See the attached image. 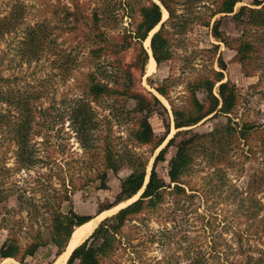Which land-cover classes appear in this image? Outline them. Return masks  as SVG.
Listing matches in <instances>:
<instances>
[{
	"label": "rangeland",
	"instance_id": "374dc122",
	"mask_svg": "<svg viewBox=\"0 0 264 264\" xmlns=\"http://www.w3.org/2000/svg\"><path fill=\"white\" fill-rule=\"evenodd\" d=\"M57 1L0 0V18L8 14L11 8L18 3L24 5L27 15L26 20L23 21L25 23L20 25L19 29L4 35L0 41V71L4 77L13 79L16 77L15 83L12 84L14 88L20 87V90H25V88H29L30 84H33L35 88L44 92L40 101L43 107L52 106V115L65 110L70 99L77 92V79L75 77L66 78L64 71L68 63H66V56L63 57V55L71 49L70 40L66 39V35H60L57 49L56 46L49 47L40 60L25 61L21 58V50L20 59L16 53L19 40L21 42L25 37L27 24L49 18L52 15L51 12L43 14L45 2L56 3ZM61 1L67 3L70 0ZM80 1L85 3L89 10L99 7L103 12H106L103 24L106 28H112L113 31L120 34H123L126 29H133L140 20L137 11L140 0H133V7H129L128 12L121 6L125 0ZM180 2L177 14L186 15L185 27L175 30L170 25L166 26L171 42V59L163 62L160 66H157L156 62V68L151 73H148V67H146L147 74L145 76H140L139 71L133 69L136 86L142 92L151 91L156 94L169 110L165 119L157 112L152 113L150 117V122L158 137L163 136L170 128V134L163 145L155 150L150 144L141 145L133 141L132 130L137 127V120L142 117L141 113L132 111L135 107L134 100L120 99L117 104L112 105V102H109L110 99L104 98L93 104L98 117L104 119L103 124L100 122L99 132L104 128V134L107 133L108 139L117 145L121 155L125 158L118 173L109 171L107 189L98 188L99 181H94L86 188L74 191L72 195L74 210L80 214L91 215L93 219L99 217L98 225L102 220L116 214L125 205L141 196V193H138L139 195L135 196L137 198L134 197V200L121 203L98 214L101 207L116 201L120 192L121 180L133 170L131 164L127 162L130 155L138 154L147 160V173L148 177L150 176L157 154L178 131L174 125L171 102L179 108L189 106L190 84L205 75H212L213 70L220 71V58H223L227 66L224 71V81L230 80L238 87L240 93L239 102L231 117L238 122H264V80L261 81V78H264V38L261 36L264 28H257L253 25L246 28L231 16L224 17L222 20L221 29L228 35L230 42L234 41L233 45L237 46L238 42L235 40L241 39L243 36L245 39H252L257 45L255 60L249 63L248 67L252 69V74L248 75L235 48L217 40L212 36L210 28L201 25V16L209 14V8L215 0ZM252 2L253 0L238 2L235 11H238L243 5L255 7ZM165 11L167 12L163 7L164 21L169 17L168 12L167 17H164ZM222 15L224 14H218L215 18H220ZM245 16L247 17V14ZM214 21L215 19H212V23ZM160 27L158 25L150 33L149 40ZM51 32H53L52 36L57 34L59 36L60 29L51 28ZM147 40L144 45L150 54V62L153 55H151L150 45L148 48ZM213 45H217L218 48H213ZM76 48L80 57L86 56L87 50L84 47ZM134 54L135 49L125 51L122 54L123 62L125 64L131 62ZM72 67L75 68L74 73L77 77L81 75L82 71H87L90 68L87 65H81L78 68ZM104 70V68L101 69V71ZM158 86L167 87L169 99L156 90ZM13 94L16 97L17 93ZM198 96L201 101H206L204 90H199ZM22 97L27 98V95L20 94V100ZM64 99L65 104L63 103ZM2 112L4 111L2 110ZM227 121V116L222 114L213 118L209 116L191 128L194 132L204 133L213 130L216 126L226 124ZM69 124L70 121L66 120L65 131L69 134L61 131L62 124H58L52 135L55 136L53 140H56L57 137L64 143H70V152L69 146L58 150L60 156L63 157H68L69 153L74 154L75 158L69 165L76 176V182L80 183L96 173L100 167L96 160L99 157L95 154L94 161H91L92 167L96 169L92 168L88 162L85 163L88 158L83 153L84 149L75 134L70 130ZM183 136H179L178 140ZM37 138L38 140L43 139L41 136ZM250 141L251 149L243 144L240 147L230 148L227 146L226 152L216 144L215 149H208L205 146L198 148L193 165L185 175L187 183L184 188L192 196H179L171 191H163L160 193L162 201L156 208L144 210L134 221L128 223L125 229L128 230L127 234L130 235L131 242L136 245V248L129 247L126 251L120 249V264H186L189 254L202 253L211 257L213 254L210 246L214 242L222 245L220 248L224 250L228 249V244H232L235 254H233L234 263L231 261L218 262L212 259V264H262L256 262L255 259L261 254L264 256V209L255 213V210H259L255 204L260 201L264 206V154L257 135ZM16 149L12 127L6 126L0 119V247L11 234L20 236L24 243L33 240L39 230L43 233L46 232V227L50 222L48 216L45 220L40 218L39 221L35 217L28 216V211L33 206L32 202H40L42 195L33 190L36 171L31 173L33 176L31 178L18 168ZM232 149L234 150L232 151ZM176 150L175 146L170 147L166 161L160 162L157 167L159 175L167 182L170 181L168 177L169 161L175 155ZM44 171L47 174L50 173L49 168H45ZM26 177H28L29 183L25 180ZM52 178L53 186L61 188V180L56 175ZM20 186L27 189L22 195L23 204L18 200ZM69 207L70 204L64 202L62 209L64 212H68ZM241 237L242 242L240 243L238 240ZM127 241L125 240V242ZM240 245H243V248H239ZM64 251L61 255H56L57 247L54 244L43 246L34 256L27 257L26 264H55L67 250ZM245 252H253V259H250ZM7 262L20 264L11 258L6 260L0 258V264Z\"/></svg>",
	"mask_w": 264,
	"mask_h": 264
},
{
	"label": "trees",
	"instance_id": "16d2710c",
	"mask_svg": "<svg viewBox=\"0 0 264 264\" xmlns=\"http://www.w3.org/2000/svg\"><path fill=\"white\" fill-rule=\"evenodd\" d=\"M159 1L160 4L155 0H140L137 8L140 20L133 29L125 28L123 34L105 27L103 19L106 12H103L101 8L96 7L89 10V7L80 0H70L67 3L61 0L56 3L45 2L43 14L51 12L52 15L49 18L36 20L33 24H27L25 27V37L21 42L19 40L16 53L20 59L21 50V58L25 61L42 59L49 47L56 46L57 49L60 35L67 36L66 39L70 40L71 49L63 55V57L66 56V63H68L64 71L66 78L75 77L77 79V92L70 99L65 110L52 115V106L43 107L40 101L44 92L35 88L33 84H30L29 88H25V90H20V87L14 88L12 84L15 83L16 77L14 79L4 77L0 71V119L6 126L10 125L14 132L18 168L31 178H33L31 173L36 171L33 190L42 195L40 202H32L33 206L30 207L28 216L35 217L37 221L40 218L45 220L48 216L50 221L45 233L39 230L35 234V238L26 243L21 240L20 236L12 234L8 236L0 247L1 259L11 258L20 264H26L27 257L34 256L41 247L49 244H54L57 247L56 255H61L75 229L93 219L91 215L80 214L74 210L72 205L74 191L82 190L94 181H99L98 188L107 189L109 171L118 173L125 159L117 145L108 139L107 133L104 134V128L99 132L100 122L103 124L104 119L98 117L93 104L104 98L110 99L109 102H112V105L117 104L120 99L134 100L135 107L132 111L141 113L142 117L137 120L138 125L132 130L133 141L141 145L150 144L155 150L166 141L170 134V128L163 136L158 137L150 122V117L152 113L157 112L165 119L169 110L156 94L151 91L142 92L136 86V76L133 72V69H136L140 76L147 74L146 67L150 54L144 42L162 22L163 7L167 10L169 17L152 35L150 44L157 66L170 60L172 56L169 31L166 26L170 25L175 30L185 27L186 15H178L177 8L181 4L180 1L186 3L187 0ZM240 1L243 0H215L209 8V14L201 16V25L210 28L212 36L217 40L235 48L240 55L246 73L250 75L252 69L248 67L249 63L255 60L257 45L252 39H245L244 36L235 40L238 42L237 46L233 45L234 41H229L228 35L221 29V25L224 17L231 16L246 28L249 25L250 27L253 25L257 28H264V0H253L252 5L255 7L243 5L238 11H235L237 3ZM133 3V0H125L121 6L128 12L129 7H133ZM218 14L224 15L215 18ZM26 18L24 5L15 4L8 14L0 18V41L4 35L19 29L20 25L25 23L23 21ZM212 19H215L213 23ZM56 27L60 29L59 36L58 34L52 36L51 28ZM261 36L264 38V32ZM213 46L215 49L218 48L217 45ZM76 47H84L87 50L86 56L80 57ZM130 49H135V54L132 61L125 64L122 54ZM55 54L57 53L55 52ZM219 60L220 71L213 70L212 75H205L190 84L189 106L179 108L174 106L170 100L174 125L178 131L157 154L149 178L147 160L138 154L130 155L127 162L131 164L133 170L121 180L120 192L116 201L101 207L98 214L132 200L145 187L141 196L116 214L102 220L92 234L73 250L67 264H120V249L126 251L129 247L136 248V245L131 242L130 235L127 234L128 230L125 229L128 223L134 221L144 210L156 208L162 201L160 193L163 191H171L179 196H192L184 188L187 183L185 175L193 165L198 148L205 146L208 149H215L216 144L226 152L227 146L230 148L240 147L243 144L251 149L250 140L257 135L264 154V122H238L231 117L239 102L240 93L234 83L230 80L224 81V71L227 66L223 58ZM81 65H87L90 68L87 71H82L81 75L77 77L74 73L75 68L72 66L78 68ZM102 68L105 70L101 71ZM263 80L264 78H261V81ZM156 90L169 99L166 86H158ZM199 90L205 91V102L200 100ZM13 93H17L16 97ZM20 94L27 95V98L22 97L20 100ZM65 102L64 99L63 103L65 104ZM220 114L227 116L226 124L216 126L213 130L204 133L194 132L191 128L209 116L213 118ZM66 120L70 121V130L75 134L84 149L83 153L88 158L85 163L88 162L92 167L91 161H94L95 154L99 157L96 160L100 167L96 173L80 183L76 182V176L69 165L75 158L74 154L69 153L68 157L59 154L58 149L68 146L70 152V143H64L57 137L56 140H53L55 136L52 135V132L58 124H62L61 131L69 134L65 131ZM181 135L184 136L178 140ZM38 136L43 139L38 140ZM172 146H175L177 150L169 161L168 177L170 181L167 182L159 175L157 167L160 162L166 161V155ZM45 168L50 169L49 174L44 171ZM55 175L61 180V188L53 186L52 177ZM27 179L28 177L25 180L29 183L30 181ZM26 190L20 186L18 200L21 204L24 203L22 195ZM64 202L70 204L68 212H64L62 209ZM255 205L259 207L255 213L264 209L263 203L260 201ZM33 212L34 215H32ZM125 240L128 241L125 242ZM238 242H242V237ZM220 246L222 245L217 242L210 246L213 254L211 257L202 253L189 254L186 264H212V259L218 262L231 261L234 263L233 254L235 253L232 244H228L227 250ZM239 248H243V245H240ZM246 254L250 259H253V252ZM255 261L264 264V256L261 254ZM5 264L18 263L7 262Z\"/></svg>",
	"mask_w": 264,
	"mask_h": 264
},
{
	"label": "bare ground",
	"instance_id": "6f19581e",
	"mask_svg": "<svg viewBox=\"0 0 264 264\" xmlns=\"http://www.w3.org/2000/svg\"><path fill=\"white\" fill-rule=\"evenodd\" d=\"M167 12L165 11V15L164 17H167ZM147 45L149 48L150 45V40H147ZM149 51L151 52V50L149 49ZM148 67V73H151L152 71L155 70L156 68V61L153 57H151L150 62L147 65ZM167 104V103H166ZM137 198V197H135ZM134 200V199H132ZM131 200V201H132ZM130 202V201H129ZM99 217L98 218H94L92 219L90 222L84 224L83 226H81L80 228H78L75 233L73 234V237L71 239L70 242V246L67 249V251L55 262V264H65L71 251L78 246L81 242H83V240L85 238H87L97 227L98 223H99Z\"/></svg>",
	"mask_w": 264,
	"mask_h": 264
},
{
	"label": "water",
	"instance_id": "95a60500",
	"mask_svg": "<svg viewBox=\"0 0 264 264\" xmlns=\"http://www.w3.org/2000/svg\"><path fill=\"white\" fill-rule=\"evenodd\" d=\"M155 1H156L157 3L160 4V2H158L157 0H155ZM163 21H164V20H162V22H163ZM162 22L159 24V26H161ZM153 33H154V32H153ZM152 35H153V34H152ZM150 41H151V40H150ZM151 55H153V54L151 53ZM148 178H149V177H148ZM144 188H145V187H144ZM144 188H143L139 193L142 194L143 191H144ZM131 203H132V202H131ZM127 205H129V204H127ZM127 205H125L124 207H126ZM73 234H74V233H73ZM73 234H72V236H71V238H70V240H69V242H68V245H67V247H66V250L68 249V246H69V244H70V242H71V239H72V237H73ZM88 237H89V236H88ZM88 237H87V238H88ZM87 238H86V239H87ZM86 239H84L83 242H84ZM83 242H82V243H83ZM82 243H80L79 245H81ZM79 245H78V246H79ZM78 246H76V247H78ZM76 247H75V248H76ZM75 248H74V249H75ZM74 249H73V250H74ZM66 250H65V251H66ZM65 251H64V252H65ZM72 252H73V251H72ZM71 254H72V253H71ZM71 254H70V256H71ZM69 258H70V257H69ZM69 258H68V259H69Z\"/></svg>",
	"mask_w": 264,
	"mask_h": 264
},
{
	"label": "crops",
	"instance_id": "0c3cea01",
	"mask_svg": "<svg viewBox=\"0 0 264 264\" xmlns=\"http://www.w3.org/2000/svg\"><path fill=\"white\" fill-rule=\"evenodd\" d=\"M139 195V194H138ZM137 196V195H136Z\"/></svg>",
	"mask_w": 264,
	"mask_h": 264
}]
</instances>
